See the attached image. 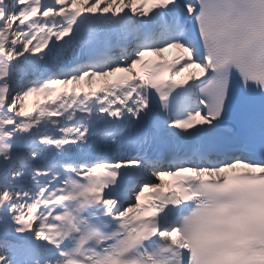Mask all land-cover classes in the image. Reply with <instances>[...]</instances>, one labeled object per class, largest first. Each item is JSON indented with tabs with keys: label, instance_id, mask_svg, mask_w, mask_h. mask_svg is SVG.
I'll return each mask as SVG.
<instances>
[{
	"label": "snow or ice",
	"instance_id": "1",
	"mask_svg": "<svg viewBox=\"0 0 264 264\" xmlns=\"http://www.w3.org/2000/svg\"><path fill=\"white\" fill-rule=\"evenodd\" d=\"M0 264H264V0H0Z\"/></svg>",
	"mask_w": 264,
	"mask_h": 264
}]
</instances>
